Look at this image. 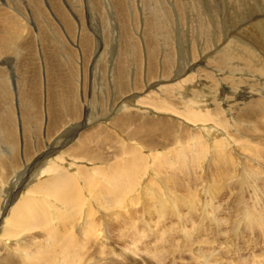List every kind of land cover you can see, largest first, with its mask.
I'll return each instance as SVG.
<instances>
[{
  "label": "bare ground",
  "instance_id": "1",
  "mask_svg": "<svg viewBox=\"0 0 264 264\" xmlns=\"http://www.w3.org/2000/svg\"><path fill=\"white\" fill-rule=\"evenodd\" d=\"M165 1V7L161 6V1L160 8L158 0L133 1L136 9H141L143 14L141 22L144 23L139 29L144 31L139 38L142 39L144 48L139 38L136 41L133 36L134 33L136 36L140 35L136 32L138 28L135 27L140 24L138 22L140 19L136 11L135 14L133 13L134 10L132 11L128 0L125 4L123 0H86L87 5H84L82 0H67L68 6L70 5L75 13L73 19L76 22L72 20L70 13L65 12L60 0L44 2V6L49 8L46 11L39 0H29L31 5L29 19L33 20L38 28L36 29L38 38L35 35L37 49L33 48L32 43L29 44L28 36H25L23 45L30 46L35 57L37 51L40 58L38 61L36 57L38 64L36 66L35 63V68L31 70L27 67L23 72L25 82L24 79L21 82L27 83L31 89L23 88L19 96L17 92L19 113H21L20 133L16 130L18 123L16 124L14 112L12 116L9 115L10 107L13 111V105L9 107L10 100L0 104V148L2 149L0 150V187L7 182L4 171L18 169L15 150L18 149L19 136L22 137L25 154L33 158L32 165L24 164L25 169L27 166L30 169L27 171V176L25 174L23 176L26 181L24 185L21 183L22 187H18L16 191L15 185L7 183L8 186L0 189V264H37L38 262L41 264H152L150 252L145 251L143 255L142 248L145 250L147 248L139 245L143 242L138 243V239L146 236H154L156 239L159 232H163L162 236L159 235L162 243L166 242L168 245H162L156 252L157 249L153 246L155 244L153 242L157 241L155 240L152 242L151 252L155 253V258H158V264H164L171 252L170 244L173 247V241L181 243L183 248L178 245L180 249L193 248L195 241L197 244L202 243V240L196 237L195 225L188 228L183 213L186 211L187 215H193L201 211L205 217H215V212L220 208L214 205V198L220 190V181L229 182L226 188V200L235 197L238 203H243L244 196L250 194L252 198L254 197L253 202L264 204V169H254L256 167H252V162V166L244 164L247 166L245 167L242 165L243 160L241 161L242 151L237 152L241 148L246 149L248 158L256 160V163L264 162V0H250L254 5L252 3L247 5L246 0H232V7L237 8L238 11H226L223 8L224 0H210L211 5L209 4L206 13L212 16V20L209 19L212 25L208 20L204 21L203 16L200 17V4L198 6L196 0H188L189 4L186 0ZM205 2L209 3L206 0ZM8 8L12 12L15 10L11 6H7ZM7 9L5 8L9 11ZM112 10L111 18H115L118 25L113 29V39L110 43L111 30L108 27L113 24V20L111 23L106 21L102 33L95 28V18L100 12L111 15ZM6 11L0 14L2 23L12 22L16 17L14 15L12 17ZM219 12L223 18L221 22H225V18L230 26H240L239 20L245 23L247 21L245 24L247 26L241 22L243 25L239 27L241 38L240 36L232 38L228 35L227 29L226 32L222 31V23L216 18ZM186 16L194 18H192L193 23L197 29L195 32H201L207 39L208 44L204 42V45L188 39L189 50L192 49L194 56L192 60H195V56H199V52L202 56L200 59L204 60L199 65L192 66V63L187 62L178 45L175 46L178 56L172 53L174 49L172 44L174 38L170 33L172 17L175 24L180 21L179 27H181V22H184ZM28 17H25L27 22L30 21ZM21 19L24 21L23 18ZM16 24L18 26L19 22ZM209 24L212 26H210L211 32ZM58 26L61 30L57 28ZM2 31L3 29H0V55L3 57L4 52H8V49L11 51V45L8 44L11 42L13 44L16 33L14 30ZM188 40L184 41V44L188 43ZM95 42L97 43L96 62L99 59L102 62L104 52L111 50L107 64L111 91L115 90L118 96L126 92L128 95H125L126 100L117 103L118 106L115 104L117 107L110 109L108 115L97 119V123L84 121L86 128L81 132L77 129V134L74 127L69 128V124L72 125L73 122L70 121L76 119L75 113L79 112L80 108L72 107V104V106L68 105L71 96H68L65 83L63 88L58 82L62 81L66 66L68 69L71 67V71L75 72L74 58L72 59L75 53L76 55L80 53L85 64L86 56L92 49L90 46ZM114 43L118 45L117 49ZM179 43L181 38L178 37L177 44ZM79 46L81 51L72 50ZM212 47L215 49L206 54L207 49L211 50ZM68 51L74 53H67L66 56L65 52ZM140 54L144 59L142 79L148 89L146 93L143 92L142 97H139L141 93L136 94L141 88L139 87L141 76L138 71ZM205 55L207 56L204 57ZM7 62L9 64V61ZM68 62L69 65L66 64ZM158 62H160L159 66ZM130 64L134 65L135 77L134 75L128 77ZM188 65L191 67L186 68ZM3 77L4 69L0 67V96L8 94V84ZM94 80L96 78H92L90 83ZM128 80L131 81L132 86ZM250 83L252 86H249ZM219 84L223 88L219 89ZM40 88L43 91L42 98ZM133 90L134 93L129 95ZM38 91L40 109L37 117L34 118ZM100 103L104 102L100 101ZM43 108L47 112L48 124L46 119L43 121L42 116H46ZM67 113L69 116H66ZM45 122L47 129L44 140L42 133L39 134V129ZM98 123L100 127L96 128ZM94 128L96 131L89 133ZM86 132L88 135L83 137L82 133ZM51 134L55 135L54 138L57 137L52 145L50 141L47 142ZM41 140L45 145L43 151L39 149L40 146L38 147ZM92 140L96 141L94 147L90 146ZM242 141L250 143L247 145ZM66 145L68 146L64 147ZM244 153L243 155L246 156L247 153ZM203 157L208 158L204 164L200 161ZM159 160L170 169H163L160 164L156 165ZM81 163H88L92 168L88 169ZM205 165L208 169H205ZM262 166L261 168H264V165ZM203 173L206 175L214 173L212 183L208 182L210 179L207 180L200 175ZM13 174L17 181L20 172L14 170ZM209 175L207 176L211 178ZM193 187L194 191L191 189ZM200 187L203 188L201 193ZM223 187L222 185L221 188ZM137 201L143 204L140 219L137 218L139 214L136 213L140 210H137ZM216 202L217 205L220 203ZM254 203L258 208V204ZM134 206L137 207L136 212ZM240 206L238 205L242 208L240 211H243V214L239 215V220L236 219L233 237L238 240L243 235L246 236L247 231L251 232V235L264 234V209H260L259 206L262 212L259 209L258 212L253 206ZM146 212L149 219L145 222V228L141 230L142 232H137L136 223L139 221L141 224L142 216L144 217ZM171 218H176L177 225H173V221L161 225ZM152 219L157 225H153L156 223H153ZM223 222L227 225V219ZM242 225H245L243 230ZM175 231L182 232L183 236L182 233L171 235ZM136 232L139 238L135 236ZM110 234L118 243L121 241L127 244V250H121L122 252L130 249L132 255L123 256V253L117 252L118 243L115 241L117 244L114 245L113 236ZM123 238L129 241H124ZM173 251L170 255H173ZM184 251L186 252L183 253L188 252ZM181 253H174L171 264H176V260L181 261L180 264H199L202 259L199 254L195 255L194 251L190 253V260ZM118 254L121 258H116ZM263 262L264 256H257V261L254 263L263 264ZM233 263L243 264L241 260Z\"/></svg>",
  "mask_w": 264,
  "mask_h": 264
},
{
  "label": "rangeland",
  "instance_id": "2",
  "mask_svg": "<svg viewBox=\"0 0 264 264\" xmlns=\"http://www.w3.org/2000/svg\"><path fill=\"white\" fill-rule=\"evenodd\" d=\"M3 3H2V2ZM7 1V2H6ZM13 2V3H11V2ZM10 1H8V0H0V14H2L3 13V11H6L5 10V8L7 9V6H11V7H13L15 10H14V12H12V10L10 9V8H8L7 10H9V11H6V13L7 12H9V13H7V14H10L12 17H14V16H16L15 17V19L17 20H15L14 18H13V21L12 22H4L3 20V23L0 21V29L2 30L3 29V31H11L12 30V32H13V30L15 31V36H14V39H13V44H12V42L10 43V44H8V46H10L11 45V51L8 49V52H4V54H3V57H2V55H0V67H1V69H4V80L6 81V83L8 84V88H7V90H8V94L6 95V96H0V104L2 105L5 101H9V107L10 106H12L13 107V111H12V109H11V107L9 108V115L10 116H12V113L14 112V114H15V116H14V118L16 117V130H17V132L18 133H20V130H21V128L19 127V122H20V120H21V113H19V105H18V101H17V92H18V96L21 94L20 93V90H22L23 88H24V90H27V89H31L29 86H28V84L27 83H24L25 82V74H23V72L27 69V67H29V69H31V68H35L34 66H35V63H36V66H37V60H36V57H38V61H39V58H40V54L36 51V53H37V56L35 57L34 56V54L32 53V50H31V48H30V46H27V45H23V43L25 42V36H28L27 37V41L29 42V44L30 43H32V45H33V48H35V49H37V47H36V40H35V37L38 35L37 34V31H36V29H38L37 28V25L33 22V20H31V19H29L30 18V14H29V12H30V10L29 9H31V5H30V2H29V0L27 1V0H10ZM18 1H20V3L18 4ZM129 1V4L132 6V11H133V13L135 12L137 15H138V19H140V20H138V22L140 23V24H137L135 27H137L138 29L143 25V23L144 22H141V20H142V10L141 9H136V4L135 3H133V1H135V0H128ZM159 1V4H158V6H159V8H160V5H161V1H162V5L161 6H164L165 7V3H164V1L165 0H158ZM174 0H172V2H173ZM187 2H188V4H189V1L188 0H186ZM197 1V4H198V6H199V4H200V6H199V9L201 10H199V15H200V17H202L203 19H204V21H209V19L212 17V16H210L208 13H206V10L209 8V4L211 5V2H210V0H206V1H209V3H206L205 2V0H203L204 1V3H203V1L202 0H196ZM250 1V0H249ZM248 0H246V3H247V5L248 4H253L254 5V3L253 2H249ZM9 2V3H8ZM15 2V3H14ZM39 2H42L41 3V5H42V7L45 9V11L47 10V9H49V8H47L46 6H44V4L47 2V0L45 1V0H39ZM45 2V3H44ZM123 2H124V4H125V2H126V0H123ZM166 2V1H165ZM224 4H223V8L226 10V11H231V10H235V11H238V9L237 8H234V7H232V0H224ZM60 3H61V5L64 7L63 9L65 10V12L67 13H70V15L72 16V20L74 21V22H76L75 21V19H73L74 18V16H73V9L71 8V6L69 5L68 6V3H67V0H60ZM82 3L84 4V5H87L86 4V0H82ZM137 3V2H136ZM167 3V2H166ZM9 4V5H8ZM11 4V5H10ZM135 4V5H134ZM164 4V5H163ZM202 4V5H201ZM1 5H2V7H1ZM4 5V6H3ZM14 5H16V6H14ZM19 5H20V7H19ZM23 7H22V6ZM27 5V6H26ZM30 6V7H29ZM135 6V7H134ZM137 6H138V3H137ZM166 6H168V5H166ZM204 6V7H203ZM16 7H18V8H16ZM134 7V8H133ZM23 10H22V9ZM28 8V9H27ZM138 8V7H137ZM203 8H205V10L203 9ZM2 9H4V10H2ZM67 9V10H66ZM203 9V10H202ZM19 10V11H18ZM69 10V11H68ZM139 10V11H138ZM21 12V13H20ZM138 12H140V13H138ZM201 12H204V13H201ZM5 13V12H4ZM22 13H23V15L24 16H22ZM25 13V14H24ZM35 13V12H34ZM67 13V14H68ZM72 13V14H71ZM134 13V14H135ZM214 13V12H213ZM19 14H20V16H19ZM75 14V13H74ZM170 14V16H171V13H169ZM203 14V15H202ZM221 13L219 12L218 13V15L220 16H218V17H216V18H218L217 20H219L220 22L222 21V16L220 15ZM14 15V16H13ZM44 15H46V13L44 12ZM18 16V17H17ZM29 16V17H28ZM101 16H102V18H101ZM106 16V17H105ZM140 16V17H139ZM25 17H28L27 19H29L30 21L29 22H27L26 20H25ZM46 17V16H45ZM51 17V16H50ZM110 19H109V18ZM111 17H113V10H112V14L111 15H108L107 13H105V12H100L99 14H97V18H95V28H96V30H98V31H100V32H102L103 33V31L105 30L104 29V24L106 23V21H107V23H109L108 21H110V23H111V20H113L112 21V23L113 24H111V26H113V27H108L109 28V30H111V33L109 34V37H110V43L112 42V32H113V29L115 28V26L116 25H118L115 21V18H111ZM19 18V19H18ZM20 18H23L24 19V21L21 19L20 20ZM107 18V19H106ZM183 18V17H182ZM193 17L192 16H186V18L184 19V22L182 21L181 22V27H179V24H180V21L178 20V22L179 23H177V24H175V21H174V18L172 17V23H171V26H170V33L172 34L171 35V37L172 38H174L173 39V42H172V44L174 45V49H173V52L172 53H176L175 55L176 56H178V53H177V48H175V46L177 47V45L180 47L179 48V50L180 51H182L183 52V55H184V57H185V59H186V61L187 62H189V63H192V66L193 65H199V64H201V62H203L204 60L203 59H200L202 56H201V54H200V52H199V56L197 55V56H195V60H192L193 59V54H192V49H191V51L189 50V47H190V43H189V40L188 39H192V42H193V40H194V42H197V43H200L201 45H204V42L206 43V44H208L207 43V39H206V37H205V35H204V37H205V39H204V37H202L203 35H202V33L200 32V33H196L195 32V30H197L196 28H195V26H194V18L192 19ZM244 18H247V17H245L244 16ZM1 19V18H0ZM96 19H97V21H96ZM102 19V20H101ZM15 20V21H14ZM20 20V21H19ZM211 20H212V18H211ZM209 21L210 22V24L212 25L213 23H212V21ZM246 20V19H245ZM23 21V22H22ZM50 21V20H49ZM58 21V20H57ZM104 21V22H103ZM174 21V22H173ZM196 21V20H195ZM224 21L225 22H221L222 23V31H224V32H226V29L228 30V35H230L232 38H234L235 36H242V34H241V28L239 29V27L240 26H242L243 24L245 25V24H247V21H246V23L245 22H243V20H239V22H238V25H240V26H230V25H228L227 24V22H226V19L224 18ZM19 22V24H18V26H16L17 24L16 23H18ZM103 22V23H102ZM115 22V23H114ZM197 23H198V21H196ZM208 22V23H209ZM243 24H242V23ZM8 23H10V25L8 24ZM14 23V24H13ZM21 23V24H20ZM101 23V24H100ZM106 23V24H107ZM187 23V24H186ZM10 26H8V25ZM115 24V25H114ZM134 24V23H133ZM209 24V31L211 32V30H212V26ZM226 26H225V25ZM175 25L176 27H173V26ZM8 26V27H7ZM36 26V27H35ZM185 26V27H184ZM192 26V27H191ZM211 26V27H210ZM230 26V27H229ZM245 26H247V25H245ZM2 27V28H1ZM7 27V28H6ZM134 27V28H135ZM173 27V28H172ZM187 27H189V29H187ZM8 28H10V29H8ZM14 28V29H13ZM58 29H60V26H58L57 27ZM61 28H63V26L61 27ZM101 30H100V29ZM112 28V29H111ZM181 28V29H180ZM192 28V29H191ZM225 28V29H224ZM230 28V29H229ZM237 28H238V30H237ZM136 30V32L137 33H140V35L138 36H136V34L134 33V37H135V39H136V41H137V39L139 38V37H141V33L144 31L143 29H139V30ZM175 30V32H174V30ZM224 29V30H223ZM232 29V30H231ZM61 30V29H60ZM229 30H231V31H229ZM237 30V31H236ZM2 31V32H3ZM141 31V32H140ZM172 31V32H171ZM186 31V32H185ZM191 31V32H190ZM232 31H233V33H232ZM177 32V33H176ZM188 32H189V34L190 35H188ZM195 32V33H194ZM36 33V34H35ZM187 35H186V34ZM192 33V34H191ZM238 33H239V35H238ZM32 34V35H31ZM47 34H48V31H47ZM179 34V35H178ZM232 34H233V36H232ZM36 35V36H35ZM178 35V36H177ZM227 35V36H228ZM20 36V37H19ZM195 36V37H194ZM241 36H240V38H241ZM178 37L179 38H181V43H179V44H177V42H178ZM189 37V38H188ZM194 37V38H193ZM17 38V39H16ZM37 38H38V36H37ZM198 38V39H197ZM33 39V40H32ZM183 39H185V40H183ZM17 40V41H16ZM20 40V41H19ZM139 40L141 41V43H142V46L144 47V43H143V41H142V39H140L139 38ZM186 40H188V43H186V44H184V41H186ZM202 40V41H201ZM16 41V42H15ZM34 43H33V42ZM201 41V42H200ZM183 42V43H182ZM22 43V44H21ZM139 43V42H138ZM165 44H168V42H164ZM15 44V45H14ZM170 44V43H169ZM18 45V46H17ZM114 45H115V47H116V49H117V47H118V45L117 44H115L114 43ZM24 46H26V48L24 47ZM95 46V47H94ZM96 46H97V43L95 42L93 45H91L90 46V49H91V47H92V49L89 51V55H87L86 56V59H85V64H84V62H83V60H82V56L80 55V53L78 52V54L76 55V53H75V55L72 57V59L74 58V60H73V63H74V65H75V67H74V65H73V63H72V61H71V63H72V65H73V67L75 68V72H72L71 71V67L68 69V66H66L65 67V69L64 70H66V71H63V78H62V81L61 80H59V82H58V84L60 85V86H62L63 88H64V86H63V84L65 85V88H67L66 90L68 91V96L70 97L71 96V102L68 104V105H70V106H72V107H74V106H77V107H79L80 109H79V112H76L75 113V116H76V119H74V121H70V123L71 122H73L72 123V125L71 124H69V128H71V127H74V129H76V131H77V134H78V130L77 129H80V132L81 131H84V129L86 128V125L84 124V121H87V122H89V123H97L98 122V120L101 118V116H105V115H108L109 113H110V109H114V108H116L117 106H118V104H120L123 100H126L127 99V97H125V95H128V92H126V93H124V94H120L119 96L117 95V93H116V91L115 90H113V92L111 91L112 90V87H111V81H110V72H108V54H109V52L111 51V50H106L105 52H104V56H103V59H102V62H101V60L99 59L97 62H96V59H97V53H95L96 52ZM182 46V47H181ZM195 45H193V47H194ZM15 47V48H14ZM17 47V48H16ZM19 47V48H18ZM27 47H28V49H27ZM94 47V48H93ZM184 47V48H183ZM187 47V48H186ZM196 47V46H195ZM194 47V49H196ZM26 50H25V49ZM145 48V47H144ZM182 48V49H181ZM210 48V47H209ZM207 49V51L208 52H206V54H208L210 51H213L215 48L214 47H212V49L210 50V49ZM12 49H14V51L12 52ZM30 49V50H29ZM94 49V50H93ZM176 49V50H175ZM198 49V48H197ZM72 50H74V52H76V51H81V48H80V46L79 47H76V48H73ZM74 52H71V51H68V52H65V54H66V56L68 55L67 53H69V54H72V53H74ZM140 53H141V51H140ZM202 53H203V50H202ZM17 55V56H16ZM11 56H13V57H11ZM106 56V57H105ZM140 56H141V62H140V69L138 70V71H140L139 72V75L141 76V80H140V82H141V85H139V87L141 86V88H139L140 89V92H136V94H140L141 93V95L139 96V97H142L143 96V92L144 93H146V91L148 90L146 87H145V84H144V79H142V78H144V59H143V57H142V55L140 54ZM207 55H205L204 57H206ZM76 57H78V58H76ZM81 58V59H80ZM93 58V59H92ZM20 59V60H19ZM77 59V60H76ZM107 59V60H106ZM140 59V58H139ZM143 59V60H142ZM7 61H9V64H8V62ZM31 61V62H30ZM79 61V62H78ZM193 61V62H192ZM197 61V62H196ZM106 62V63H105ZM78 63L80 64V67H81V69H80V67L78 68ZM106 65H105V64ZM66 64H68L69 65V62L68 63H66ZM104 64V65H103ZM159 64H160V62H158V66H159ZM3 65V66H2ZM95 65V67L93 68V66ZM103 65V66H102ZM39 66H40V68H41V65H40V62H39ZM130 71H129V75H128V77H130V75H131V77L134 75V77H135V71H134V65L133 64H130ZM143 66V67H142ZM203 65H201V67H202ZM24 67V68H23ZM85 67V68H84ZM188 67H191V66H187L186 68H188ZM78 70H77V69ZM103 68H105V69H103ZM98 69V71H96ZM21 70H23V71H21ZM32 70V69H31ZM82 71L84 72V73H82ZM99 71H101V73L99 72ZM105 71V73H103ZM133 71V72H132ZM187 71H189V70H187ZM186 71V73H189V72H187ZM85 72H87V74L85 73ZM143 72V73H142ZM43 73V72H42ZM79 73V74H78ZM239 74L241 73V72H238ZM23 74V75H22ZM66 74V75H65ZM97 74V75H96ZM101 74V75H100ZM238 74V75H239ZM19 76V77H18ZM99 76V77H98ZM31 77V76H30ZM94 79V78H96V80H94V82H92V83H90L91 82V79L92 78ZM98 77V78H97ZM102 78V79H101ZM105 78V79H104ZM23 79H24V82H21V81H23ZM32 79V78H31ZM66 79V80H65ZM89 79V80H88ZM99 79V80H98ZM104 79V80H103ZM33 80V79H32ZM65 80V81H64ZM113 80V79H112ZM33 81H35V80H33ZM104 81V82H103ZM129 81V80H128ZM36 82V81H35ZM99 82V83H98ZM264 82V81H263ZM101 83H105V84H101ZM153 83V82H152ZM24 84V85H23ZM26 84V85H25ZM94 84H95V86H94ZM107 84V85H106ZM113 84H114V86H115V81H113ZM129 84H130V86H132L131 85V81H129ZM226 84V83H225ZM20 85V86H19ZM30 85H31V83H30ZM88 85V86H87ZM92 85V86H91ZM106 85V86H105ZM144 85V86H143ZM227 85V84H226ZM31 86H33V85H31ZM93 86H94V88H93ZM129 86V87H130ZM249 86H252V84L250 83L249 84ZM35 87V86H34ZM107 87V88H106ZM145 87V88H144ZM90 88V89H89ZM96 88H98V89H96ZM221 88H223L222 87V85H220L219 84V89H221ZM73 89H75L74 90V92L72 91ZM100 89V90H99ZM106 89H108L107 90V92H106ZM138 89V90H139ZM9 90H10V94H9ZM93 90V91H92ZM102 91V92H101ZM103 91H104V95H102L103 94ZM115 91V92H114ZM95 94H94V93ZM109 92V93H108ZM252 92V91H251ZM254 92V91H253ZM40 93H41V98H42V93H43V91L41 90V88H40ZM134 93V90L133 91H130V93H129V95H131V94H133ZM85 95V96H84ZM96 95H97V97H96ZM100 95H102V96H100ZM88 96V97H87ZM14 97V98H13ZM78 97V98H77ZM120 97V98H119ZM123 98V99H122ZM90 99V100H89ZM96 99V100H95ZM44 102H45V109H46V90L44 91ZM86 100V101H85ZM97 100H98V102H97ZM100 101L101 102H104V103H100ZM120 101V102H119ZM17 103V104H16ZM118 103V104H117ZM72 104V105H71ZM87 104V105H86ZM106 104V105H105ZM117 106H116V105ZM39 106V107H38ZM42 106H43V99L41 100V108H42ZM89 106V107H88ZM106 106V107H105ZM112 106V107H111ZM94 107V108H93ZM17 108V109H16ZM90 108V109H89ZM120 108H122V107H120ZM39 109H40V103H39V91H38V96H37V103H36V106H35V112L36 113H33V115H34V118H36L37 117V114H38V111H39ZM44 109V108H43ZM44 109V111L46 112V110ZM87 109V110H86ZM96 109H98V110H96ZM140 109H144V108H141L140 107ZM37 110V111H36ZM84 110V111H83ZM101 110V111H100ZM131 110V109H130ZM133 111V110H132ZM16 112V113H15ZM98 112H100V114H98ZM78 113V114H77ZM84 113V114H83ZM105 113V114H104ZM107 113V114H106ZM72 114V113H71ZM93 114V115H92ZM102 114V115H101ZM140 115H142V114H140ZM66 116H69V113H67L66 114ZM89 117V119L87 118V117ZM91 116H92V118H91ZM95 116V117H94ZM39 117H40V119L39 120H41V116H40V114H39ZM43 117V121L46 119V122H47V124H48V117H47V112H46V116L44 117V116H42ZM81 117V118H80ZM87 118V119H86ZM95 118V119H94ZM98 119V120H97ZM78 120V121H77ZM96 122H95V121ZM46 122L45 123H43V124H41V127H40V129H39V134H41L42 133V136H43V139L45 140V137H44V133H45V130L47 129V124H46ZM74 125V126H73ZM77 126V127H76ZM80 126V127H79ZM98 127H100V125H99V123L98 124H96V128H98ZM63 128H64V126H63ZM96 128H94V129H92V130H90L89 131V133L92 131V132H95L96 131ZM19 130V131H18ZM91 132V133H92ZM88 135V132H86V133H82V136L84 137V136H87ZM54 134H51L50 135V137L51 138H49L48 140H47V142H49L51 145L53 144V142L56 140L55 138H57V137H55L54 138ZM56 136H57V134H56ZM29 138V140H30V137H28ZM53 138V139H52ZM51 139V140H50ZM82 141H83V139H82ZM200 141V140H199ZM244 144H249L250 142L249 141H247V143H245V141H242ZM48 143V144H49ZM30 145H31V143H29ZM70 144V143H69ZM1 145H3V144H1ZM40 146V147H39ZM68 145H66V146H64V147H67ZM90 146H92V147H94V146H96V141L95 140H92L91 141V144H90ZM38 147H39V149H41V151H43L44 150V148H45V145L43 144V142H42V140H41V144L40 145H38ZM239 147V146H238ZM17 148L18 149H16L15 150V153L17 154V157H16V159H17V163H19V166L17 167L18 169H11V170H9V171H7V172H5L4 171V173H5V178H6V180H7V182H6V184L5 185H1V187H0V189H4L5 187H6V185H7V183H10V184H12V185H15L16 186V191H17V189H19L20 187H22V184L24 185V182L26 181V179L23 177L24 176V174H25V176H27V171H28V169H30V167L29 166H27V169H25L26 168V165H24L25 163L26 164H28V165H32V163H31V159L33 158V156H27L25 153V150L23 149V143H22V137L21 136H19V140H17ZM239 149V148H238ZM237 149V150H238ZM0 150H2L1 148H0ZM18 150V151H17ZM242 151V152H241ZM32 152L33 151H31V153L30 154H32ZM238 153H240V155H242L243 157H242V159H241V161H242V165H248L249 167L250 166H252V164H253V168L254 167H256V168H254V169H264V168H261V167H263L262 165H264L263 163V161H261V163L260 162H257L256 163V160H254V159H251V158H248V151L245 149V150H243L242 148L240 149V150H238L237 151ZM244 152H246L247 153V157L246 156H244L245 155V153ZM244 154V155H243ZM58 155V154H57ZM26 156V157H25ZM251 155L249 154V157H250ZM20 157V158H19ZM27 158V159H26ZM5 159H6V157H5ZM208 158L207 157H203L200 161L204 164L205 163V161L207 160ZM20 160V161H19ZM245 160H246V162L248 163V164H246V162H245ZM68 161V160H67ZM250 161V162H249ZM154 162H155V160H154ZM251 162H252V164H251ZM260 163V164H259ZM9 164V163H8ZM81 164H83L84 166H86V168H92V166H90L88 163H81ZM144 164V163H143ZM142 164V165H143ZM161 165V167L163 168V169H170L169 167H165V165H164V163L162 164L161 163V160H159L157 163H156V165ZM257 164H258V166H257ZM244 165V166H245ZM255 165V166H254ZM259 165H260V167H259ZM34 166V165H33ZM109 167V169H111V167L110 166H108ZM245 167H247V166H245ZM259 167V168H258ZM26 171H25V170ZM76 169V168H75ZM205 169H208L207 167H206V165H205ZM14 170H18V172H20V175H18L17 176V181H15V173L13 174V171ZM33 172V171H32ZM210 173H208L207 175H209ZM202 177L204 176L205 177V179L207 178V180H209L208 182L210 183H212V177H214V173L212 174L211 173V175H209L211 178H209L206 174H200ZM203 177V178H204ZM25 179V180H24ZM218 180H219V177L217 178ZM215 180V179H214ZM12 181H14L13 183H12ZM15 182H16V184H15ZM221 183H220V190L218 191V193H217V197L216 198H214L215 200H214V205L215 206H218V207H220L219 209L221 210H219L218 209V212H215L216 213V215H215V217H213V216H211V217H205V216H203V212H198L197 214H193V215H190V214H188L189 215V217H188V215L186 214L187 212L186 211H184L185 213H183L184 214V217H185V219H186V224H187V226H188V228L190 229L191 228V225L193 226V225H195L194 226V228L196 229V232H195V234H196V237L197 238H199V239H201L202 240V243L201 244H197L196 243V241H195V245L194 246H192L193 248H189L188 247V249H180L179 247H181V248H183L182 247V245H181V243L180 242H176V241H173L172 242V245H173V247L171 246V244H170V246H169V250H171V252L173 251V250H175V248H176V250L175 251H173V255H174V253L175 254H177L178 252H182L181 254H185V258L186 259H188V260H190V257H191V255H190V253H192L193 251L195 252V255H198V256H201V261L199 262V264H235V263H233V262H236V261H238V260H241L242 262H243V264H256V263H254V262H256L257 261V256H264V234H262V233H252V235H251V232H249V231H247L246 233H247V235L245 236V235H243L242 237H240L238 240H236V238H234L233 237V234H234V230L233 229H235V227H236V223H237V221H236V219L237 220H239V218H240V216L239 215H241L242 216V214H243V211H240V209L242 210V208H239L238 207V205H241V206H243V205H247L248 207H252L253 206V209L255 210V211H258L259 212V210L260 209H264V204L262 205V202H261V205L263 206V208H262V206L260 205V202H257V201H254V202H256L257 204H258V208H257V205L253 202V200H254V197L252 198L251 197V195L249 194V195H245L244 196V201H243V203H238V201H237V198H235V197H233V198H235L234 200H232V199H230L229 201L228 200H226L227 199V194H226V188L229 186V182H227V183H224V182H222V181H220ZM22 183V184H21ZM222 185L224 186L223 188H221L222 187ZM8 186V185H7ZM19 187V188H18ZM191 189H193L192 191H194V187L193 188H191ZM223 191H222V190ZM202 190H203V188L202 187H200L199 188V192L201 193L202 192ZM233 190H235V189H233ZM220 191H221V193H220ZM220 193V194H219ZM225 196V197H224ZM260 196H261V194L259 195V199H260ZM223 197V198H222ZM252 198V199H250V198ZM202 202H203V196H202ZM222 199V200H221ZM220 200H221V202H220ZM227 202H226V201ZM216 201H219L220 203L217 205V202ZM233 201V202H232ZM260 201H261V199H260ZM235 202V203H234ZM138 203V204H137ZM221 203H223V205L221 204ZM226 203V204H225ZM136 204L138 205H136V206H134V211L136 212L137 210H139V211H137L136 213L137 214H139V216L137 217L138 219H140V212L143 210V204H142V202L140 201V202H136ZM221 204V206H219ZM233 204V205H232ZM235 204L237 205V206H235ZM140 205V206H139ZM229 205V206H228ZM142 206V207H141ZM223 206H224V208H223ZM233 206H234V209H233ZM240 206V207H241ZM259 206H261V208L259 209ZM231 207V208H230ZM238 209H237V208ZM136 208H137V210H136ZM259 209V210H258ZM224 210V211H223ZM237 210H238V212H237ZM215 211H216V209H215ZM235 211H236V213H235ZM239 211H240V213H239ZM139 212V213H138ZM230 212V213H229ZM260 212H262V210H260ZM142 213V212H141ZM146 214V215H145ZM144 215L146 216H144L146 219H144V217L142 216V222H140L141 224H139V221L136 223V226H137V232H142L141 230H144V228H145V222L147 221V219H149L148 217V215H147V212L146 213H144ZM213 217V218H212ZM231 217V218H230ZM224 219H227V225L223 222V220ZM153 220V219H152ZM151 220V221H152ZM155 220H153V223H156V221L154 222ZM171 221H173L172 222V224L173 225H177V223H178V221L176 220V218H171L170 220H165L163 223H161V225L163 224H167V223H169V222H171ZM231 221V222H230ZM242 221L244 222V217H243V219H242ZM231 223H232V225H231ZM235 223V224H234ZM141 225V226H140ZM142 225H144V226H142ZM153 225H157V223L156 224H153ZM171 225V224H170ZM244 226L245 225H242V230L244 229ZM109 227H110V225H109ZM139 229H140V231H139ZM137 232L135 233V236L137 237ZM158 233V232H157ZM163 233V232H162ZM162 233H158L157 234V236H156V239H155V237L154 236H152V237H149V236H146V237H144V238H142V239H144V240H142V239H138V243L139 242H143V243H140L139 245H141L142 247L143 246H146V248H147V250H145L144 248H142L143 250H144V252H143V250H142V253H143V255H145L144 253H146V252H150V256H152L151 257V260H150V263H152V264H158V258H155V256H154V254L155 253H153V252H151V246H152V242L153 241H155V240H157V241H155V242H153V246H155L154 248L155 249H157V248H159V249H161V246L162 245H164V244H167L166 242L165 243H162V240L160 239V237H159V235L160 236H162ZM179 233H182V232H180V231H175V232H173L171 235H176V234H179ZM110 235H112V234H110ZM113 236V235H112ZM165 236V235H164ZM182 236H183V233H182ZM263 237V238H262ZM137 238H139V236L137 237ZM162 238V237H161ZM254 238V239H253ZM97 239V238H96ZM112 239H114V236H113V238ZM125 239V240H124ZM181 240H182V238H180ZM193 239H196L195 237H193ZM262 239V240H261ZM123 240L124 241H129V239H127V238H123ZM115 241L118 243V241L116 240V239H114V245H116L117 243H115ZM137 241V240H136ZM183 241V240H182ZM233 241H234V243H233ZM126 242V243H127ZM226 243V245H225V243ZM258 242H259V244H258ZM123 242H121V241H119V243H118V245H116V251L117 252H119L120 254H122L123 256H125V255H127V256H131L132 255V253H130L129 251H130V249L128 250V251H126L127 250V248L126 247H128L127 246V244L125 245L124 243V245L122 244ZM149 243V244H148ZM151 243V244H150ZM157 243V244H156ZM229 243H232V244H230L229 245ZM263 243V244H262ZM119 244H122L123 246H125V247H123L122 245H119ZM129 244V243H128ZM168 245V244H167ZM178 245H179V247H178ZM228 245V246H227ZM117 246H118V249L119 248H121V249H119V251H118V249H117ZM120 246H122V247H120ZM124 249H126L124 252H122ZM159 249H157L156 250V252H158V250ZM191 249H194V250H191ZM122 250V251H121ZM177 250H178V252H177ZM183 250V251H182ZM184 250H187L188 252L187 253H183V252H186V251H184ZM121 251V252H120ZM146 251V252H145ZM190 251V252H189ZM263 251V252H262ZM126 252H127V254H126ZM170 252V254H172ZM141 253V254H142ZM120 254H118V256H116V258H121V256H120ZM131 254V255H130ZM169 254V256H168V258H166V260H165V263L164 264H171L172 263V261H171V258H172V256L173 255H170ZM140 258V257H139ZM138 258V259H139ZM255 258V259H254ZM153 259V260H152ZM185 259V260H186ZM155 260V261H154ZM177 262H176V264H180V262H179V260H176ZM259 261V260H258ZM205 262V263H204ZM37 264H41L40 262H38ZM263 264H264V262H263Z\"/></svg>",
  "mask_w": 264,
  "mask_h": 264
}]
</instances>
